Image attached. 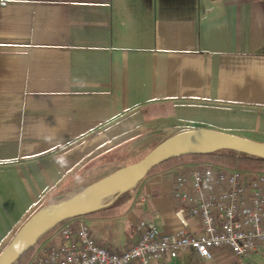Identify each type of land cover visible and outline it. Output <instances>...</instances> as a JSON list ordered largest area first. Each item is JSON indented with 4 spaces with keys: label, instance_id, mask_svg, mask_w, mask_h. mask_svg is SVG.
I'll list each match as a JSON object with an SVG mask.
<instances>
[{
    "label": "crops",
    "instance_id": "0c3cea01",
    "mask_svg": "<svg viewBox=\"0 0 264 264\" xmlns=\"http://www.w3.org/2000/svg\"><path fill=\"white\" fill-rule=\"evenodd\" d=\"M166 127L264 142V0H0V251L46 201L122 166L134 139ZM178 162L127 190L118 216L69 220L113 251L136 240L142 217L177 231ZM256 262L264 247L211 260L187 248L151 264Z\"/></svg>",
    "mask_w": 264,
    "mask_h": 264
},
{
    "label": "built area",
    "instance_id": "2783aa9c",
    "mask_svg": "<svg viewBox=\"0 0 264 264\" xmlns=\"http://www.w3.org/2000/svg\"><path fill=\"white\" fill-rule=\"evenodd\" d=\"M170 197L181 228L165 233L142 217L136 240L122 251L96 242L81 219L66 220L39 240L28 264H151L192 248L202 260L218 249L250 259L264 247V172L228 168L211 162L178 165ZM140 200L144 195L138 197ZM196 221L198 228L188 225Z\"/></svg>",
    "mask_w": 264,
    "mask_h": 264
},
{
    "label": "water",
    "instance_id": "95a60500",
    "mask_svg": "<svg viewBox=\"0 0 264 264\" xmlns=\"http://www.w3.org/2000/svg\"><path fill=\"white\" fill-rule=\"evenodd\" d=\"M191 134L176 133L153 146L140 159L119 166L61 200L48 212L37 211L27 218L0 251V264H12L23 253L62 222L83 216L110 204L118 195L134 187L158 164L187 155L230 149L264 158V142L211 129L192 128ZM185 131V130H184ZM100 202L98 205L94 204Z\"/></svg>",
    "mask_w": 264,
    "mask_h": 264
},
{
    "label": "trees",
    "instance_id": "16d2710c",
    "mask_svg": "<svg viewBox=\"0 0 264 264\" xmlns=\"http://www.w3.org/2000/svg\"><path fill=\"white\" fill-rule=\"evenodd\" d=\"M196 159L202 160L203 162H212L213 164L225 166L228 168H238L240 170L245 171H264V158L240 153L230 149H221L218 151H214L211 153L198 154V155H187L181 156L177 158H171L166 160L157 166H155L150 172L157 170L158 168H167L170 166L171 162L176 160H184V159ZM136 161V160H134ZM134 161H124L122 165H126L132 163ZM121 166V165H120ZM96 180V179H94ZM92 180V181H94ZM91 181V182H92ZM126 194L127 192H123L118 195L110 204L102 206L92 212H89L85 215H97L99 217H114L118 216L124 211L125 202H126ZM63 223V222H62ZM33 247H31L28 251L23 253L14 263L12 264H25L26 259L29 258L30 252H32Z\"/></svg>",
    "mask_w": 264,
    "mask_h": 264
},
{
    "label": "rangeland",
    "instance_id": "374dc122",
    "mask_svg": "<svg viewBox=\"0 0 264 264\" xmlns=\"http://www.w3.org/2000/svg\"><path fill=\"white\" fill-rule=\"evenodd\" d=\"M166 124L165 121H159L157 122V124H154L153 127H156V128H160V127H163L164 125ZM167 126V125H166ZM189 129H192V128H188V129H170V127H166L165 130L163 131H156V132H151L149 131H144V133L142 135H140L137 139H134L132 142H131V146H129L130 148V151L129 153H127V156H129L128 160L129 161H134V160H138L140 159L141 157H143L146 153L149 152V150L155 146L153 144H156L157 142H160L172 135H175L176 133H179L180 131H183L181 132L180 134H183L184 133V130H189ZM230 132H232V134L234 133H239V134H243V135H246V136H253L254 134L251 132V131H245V130H231ZM255 136V135H254ZM259 138H261L259 136ZM179 161V162H178ZM192 163V162H203L202 160H196V159H186V160H176L175 162H171L170 165H174L175 163ZM212 163V162H211ZM119 167V166H118ZM117 168V167H115ZM114 167L110 166L108 167L106 170H109V169H115ZM178 168V167H177ZM238 169V168H236ZM264 172V171H263ZM171 174V173H170ZM91 178H87L83 181H81V183H85L87 182L88 180H90ZM74 192V190H71L65 194H63L61 197L59 198H55V199H51L49 201H46L44 204H42L40 206V208L38 209L39 211L45 209V210H49L51 208H53L54 206H56L61 200H63L64 198H67L68 196L72 195ZM37 210V211H38ZM36 211V212H37ZM45 238V236L43 237ZM41 238V239H43ZM40 239V240H41ZM9 241V240H8ZM6 245V244H5ZM33 252V251H32ZM32 252H30V256L32 254ZM30 256H28L29 258L26 259V263L25 264H28L29 260H30ZM254 264H264V263H254Z\"/></svg>",
    "mask_w": 264,
    "mask_h": 264
},
{
    "label": "bare ground",
    "instance_id": "6f19581e",
    "mask_svg": "<svg viewBox=\"0 0 264 264\" xmlns=\"http://www.w3.org/2000/svg\"><path fill=\"white\" fill-rule=\"evenodd\" d=\"M192 131H194V130H192ZM192 131H186V132H184L183 134H181V135H188V134H191L192 133ZM100 202H96L95 204H94V206L95 205H98ZM56 206H54L53 208H55ZM53 208H51V209H53ZM51 209H49V210H45V209H43V211L42 212H48V211H50Z\"/></svg>",
    "mask_w": 264,
    "mask_h": 264
}]
</instances>
